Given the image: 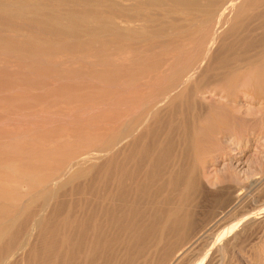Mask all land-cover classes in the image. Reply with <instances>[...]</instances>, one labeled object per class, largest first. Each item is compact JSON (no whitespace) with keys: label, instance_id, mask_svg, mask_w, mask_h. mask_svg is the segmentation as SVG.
I'll list each match as a JSON object with an SVG mask.
<instances>
[{"label":"rangeland","instance_id":"374dc122","mask_svg":"<svg viewBox=\"0 0 264 264\" xmlns=\"http://www.w3.org/2000/svg\"><path fill=\"white\" fill-rule=\"evenodd\" d=\"M120 1L126 7L132 2ZM83 5L104 9L93 1H79L77 7ZM144 9L157 13L154 7ZM134 18H114L132 31L129 39H114L99 29L95 41L80 33L81 48L0 52V256L9 245L26 244L1 263L264 264V121L252 128L230 120L221 134L198 142L197 114L188 111L186 96L174 95L155 110V95L197 52L198 38L176 33L177 28L169 30V39L161 35L148 41L138 32L144 21ZM239 104L255 111L261 101L247 98ZM125 126L131 134L123 141ZM153 143L167 151L155 155ZM86 154L89 159H83ZM183 168L188 176L174 192L165 174ZM192 174L197 189L186 192ZM132 195L143 199L139 213L129 211L128 219L155 222L146 228L148 241L135 244L119 235L100 243L97 234L117 236L124 219L117 212L132 208L120 197ZM185 220L193 224L187 240L181 237ZM78 236H83L79 244Z\"/></svg>","mask_w":264,"mask_h":264},{"label":"bare ground","instance_id":"6f19581e","mask_svg":"<svg viewBox=\"0 0 264 264\" xmlns=\"http://www.w3.org/2000/svg\"><path fill=\"white\" fill-rule=\"evenodd\" d=\"M79 1L80 2L93 1L99 4L104 9H101L97 6L91 7L86 5L85 6L83 5L82 7L78 8L77 4ZM61 4L62 5L66 4L67 7L63 8L62 6L60 8ZM145 6L154 7L155 8L154 11H157V13L153 12L154 14H151L153 11L152 9H150L149 10L150 13H148L144 9ZM133 7L136 10L133 11V14L129 15L128 11ZM179 11L183 12L182 15H180V18L178 16L175 17L174 15H179L178 14ZM162 16H167V17L170 16V17H168L167 20L163 21L161 18ZM105 17L107 19H105ZM134 17L140 18L144 21L145 24L140 27L138 32L140 33L141 35L140 37H142V39L148 41L150 39H153V37L156 36L159 37L161 35L169 36L167 37V39H169L170 38L169 30H173V29L176 30L177 28H180L181 30L180 31L177 30L178 32L176 33L189 35V37L193 39L198 38L196 44L199 46L198 47L199 49L197 50L196 53L194 51V54H192L189 60L187 61L188 62L187 65L179 69V71L175 75H173V77L172 76L170 77L171 78L170 83H168V86H166L164 89L161 88L158 91V93L155 95V100H153L154 96H152V100L155 101V107H153L155 108V110L158 111L159 107L163 103H166L167 101L172 99L174 95H176V97H178L177 95L186 96V98H188V102H187L188 111L193 112V114H197V120L195 122V126L193 122V127L194 128L196 127L194 129L195 132H199V135L196 133L197 137L194 138L198 142H199V138L201 140L202 138H204L203 136L205 135L209 136L212 133L221 134L225 130V127L230 120H236L237 122L243 124V126L245 127L248 124V126L252 128L254 126L258 127L261 124H263L262 122L264 121L263 120L264 118L263 117L264 116V0H132L129 7L123 6L120 0H0V52H19L21 53V55H28L34 53L50 54L55 51L57 52V50L59 49L61 50V48H63L64 50L81 48L83 47L81 43L83 39L80 40V33L82 32L85 36H87L89 41H95L98 37L97 32L99 29L108 31L110 37L114 39L115 38L120 40L129 39L132 36H134L132 31L126 27L122 28L117 22H115L114 18L120 19L121 21H128L135 19ZM63 18H66L68 20L66 24L62 23ZM178 21H185L183 22L184 25L181 26L180 22ZM149 22H154L156 24L150 26L148 24ZM221 27L224 28L223 30L220 31L219 29ZM107 37H109V35ZM172 38L174 39V37ZM109 40H113V39L109 38ZM154 41L156 42L157 40ZM123 42L122 45H125ZM56 43L58 46L55 45ZM132 43L130 45H133ZM150 43L148 44L146 43L143 46L151 47ZM137 48L139 47L137 46ZM134 55L135 54H133V56ZM163 81L164 79L162 78V82ZM197 94H199V96L203 95V97L196 99ZM247 98L250 99L253 98L257 101H261L260 104L261 106L257 107L256 108L257 110L255 111H252L251 108H250L251 110H248V108L245 109L242 106L243 104L242 105L239 104V101L244 99L247 100ZM171 101H173V99ZM145 102L147 103V101ZM151 102L152 101H149L148 103ZM135 111L136 109L132 112ZM135 113L137 114V111ZM149 113L150 112H148V115ZM127 116L129 115L127 114ZM144 119L145 121L147 120L146 118ZM126 126L124 130L123 129L121 130V132L124 131L123 141L129 139L128 137H130L131 134L128 133L127 130L128 128ZM189 132L192 134L191 129ZM138 133H139L138 135H140V132ZM190 135L188 134V136ZM187 141L189 140L187 139ZM170 144L173 145L172 143ZM114 145L116 146V144ZM153 145L155 146V155L161 153L163 154L167 151L166 148L164 149L163 147H160L157 144L153 143ZM199 145H200L199 148L201 149L202 145L201 144ZM109 151L106 152L109 154L110 153ZM113 155H114V151H113ZM90 156H93V154ZM83 159H89V156H87L86 154V157L84 156ZM75 160H72L74 162L70 161L71 164L68 163L70 164L69 165L70 167L72 165L74 167L75 164L72 163L78 162L77 160L76 161ZM171 163L173 164L172 161ZM186 174L187 171L184 168L176 171H169L165 174L167 183L169 185L172 184L170 187L173 189L172 191H174V188L177 185V183L182 182L183 180H185L184 178H187L186 176L188 175ZM63 175L66 176L65 171L62 170L60 177H62ZM57 179H58V175H57ZM192 180L193 182L185 187L186 192L197 189L196 184H194L196 181L194 174H192ZM127 186L125 188H127ZM43 187L44 186L42 185L40 189H42ZM40 189H38V191ZM113 189L114 188H112V190ZM120 199L126 201V203L127 202H129L130 204L132 203L130 206L132 208H129V210L125 209V211L121 213L117 212L118 219L124 218L122 224H120L119 227L117 226V231L120 234L118 233L117 236L111 238H107L102 234H97L96 238L101 243V242H108V240L110 239L111 240L117 239L119 235H122L121 241H126V240L129 241L130 239L132 240V243L135 244L138 243L142 244L144 242H147L148 239H146V233H147L146 228L147 231L149 230V228L150 229L154 228L155 226L154 220H147L146 222H143L142 220L135 221L136 220L135 219L133 221L132 219L131 220L128 219L129 211L134 210L133 212H135L136 214L139 213L138 211L139 210L138 208L140 207L139 204L141 203V200L143 198L141 196L133 197L132 195V198H124V196H121ZM161 200H165V199H161ZM159 201L155 200L154 203H158ZM17 214L18 213H16V215ZM107 225H109L108 222ZM192 225L193 224L190 221L188 220L184 221L183 231L181 236L183 239H186L190 235V233H192L191 232ZM195 228L196 227L193 226V229ZM82 239L83 236H78V238L76 239L77 244H79L82 241ZM14 245L15 244L9 245V248H7L0 256V259L3 257L4 261L6 259L7 261H9L15 254L19 252V250H21V248L22 249L25 248L26 244L25 242H19L17 243V247ZM4 261L2 262L3 264ZM2 263L0 261V264Z\"/></svg>","mask_w":264,"mask_h":264}]
</instances>
